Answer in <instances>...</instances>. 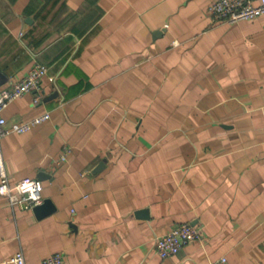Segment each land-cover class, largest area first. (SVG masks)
<instances>
[{
  "label": "crops",
  "instance_id": "obj_1",
  "mask_svg": "<svg viewBox=\"0 0 264 264\" xmlns=\"http://www.w3.org/2000/svg\"><path fill=\"white\" fill-rule=\"evenodd\" d=\"M214 1L0 0V83L48 66L3 111L50 112L3 138L8 175L55 206L0 195V264H264V14L216 19ZM182 222L202 237L162 257Z\"/></svg>",
  "mask_w": 264,
  "mask_h": 264
},
{
  "label": "built area",
  "instance_id": "obj_2",
  "mask_svg": "<svg viewBox=\"0 0 264 264\" xmlns=\"http://www.w3.org/2000/svg\"><path fill=\"white\" fill-rule=\"evenodd\" d=\"M214 18L236 22L246 18L258 17L264 14V0H215L209 6ZM48 66L36 62L27 73L9 84L0 83V195L6 196L11 204H24L29 207L42 203L44 200V185L41 179L35 177H23L16 182H11L5 156L3 152V138L11 131H26L32 126L50 117L46 111L27 121L14 123L7 126L4 115L5 107L14 99L39 87L42 77L47 73ZM40 95L35 97L39 101ZM72 150L70 145H65L60 154L61 160H66ZM202 237L201 228L190 222L175 224L170 230L159 235L155 241L156 251L162 257L179 252L186 244ZM62 252H55L43 259L44 264H64ZM1 264H28L25 252L18 249L13 255L4 259ZM211 264H231L227 255H221Z\"/></svg>",
  "mask_w": 264,
  "mask_h": 264
},
{
  "label": "water",
  "instance_id": "obj_3",
  "mask_svg": "<svg viewBox=\"0 0 264 264\" xmlns=\"http://www.w3.org/2000/svg\"><path fill=\"white\" fill-rule=\"evenodd\" d=\"M55 209L50 198H44L42 203H39L34 206V210L38 217H43L51 213Z\"/></svg>",
  "mask_w": 264,
  "mask_h": 264
}]
</instances>
